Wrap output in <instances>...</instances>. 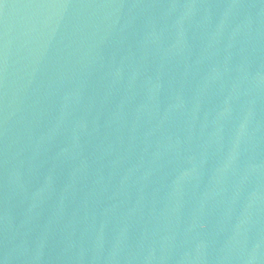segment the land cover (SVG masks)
Returning <instances> with one entry per match:
<instances>
[{
  "label": "water",
  "instance_id": "water-1",
  "mask_svg": "<svg viewBox=\"0 0 264 264\" xmlns=\"http://www.w3.org/2000/svg\"><path fill=\"white\" fill-rule=\"evenodd\" d=\"M0 264H264V0H0Z\"/></svg>",
  "mask_w": 264,
  "mask_h": 264
}]
</instances>
